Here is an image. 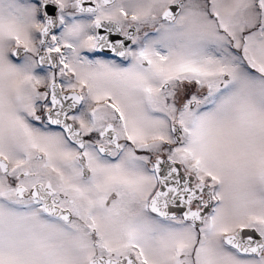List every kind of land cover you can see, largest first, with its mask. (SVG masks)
I'll return each instance as SVG.
<instances>
[{"label": "snow or ice", "instance_id": "obj_1", "mask_svg": "<svg viewBox=\"0 0 264 264\" xmlns=\"http://www.w3.org/2000/svg\"><path fill=\"white\" fill-rule=\"evenodd\" d=\"M0 264H264V0H0Z\"/></svg>", "mask_w": 264, "mask_h": 264}]
</instances>
